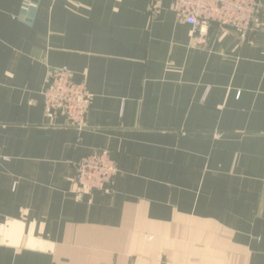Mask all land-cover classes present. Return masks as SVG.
<instances>
[{"label":"crops","instance_id":"0c3cea01","mask_svg":"<svg viewBox=\"0 0 264 264\" xmlns=\"http://www.w3.org/2000/svg\"><path fill=\"white\" fill-rule=\"evenodd\" d=\"M152 3L0 0V264H264V0L248 41L202 46ZM61 66L91 94L81 130L43 115ZM96 148L115 183L80 190Z\"/></svg>","mask_w":264,"mask_h":264},{"label":"built area","instance_id":"2783aa9c","mask_svg":"<svg viewBox=\"0 0 264 264\" xmlns=\"http://www.w3.org/2000/svg\"><path fill=\"white\" fill-rule=\"evenodd\" d=\"M159 3L160 0H153L150 9L156 10ZM261 8V0H172L171 4L176 17L190 26L199 46L205 43L212 25L232 30L240 42L248 41L262 26L258 22ZM41 95L43 115L50 124H64L79 130L87 126L91 94L85 80H77L68 67L49 70ZM73 168L75 185L85 191L110 189L119 171L107 148H96L80 156L73 162Z\"/></svg>","mask_w":264,"mask_h":264}]
</instances>
